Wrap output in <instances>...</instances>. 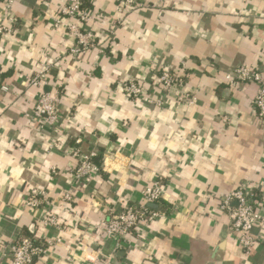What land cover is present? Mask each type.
<instances>
[{"label":"crops","instance_id":"crops-1","mask_svg":"<svg viewBox=\"0 0 264 264\" xmlns=\"http://www.w3.org/2000/svg\"><path fill=\"white\" fill-rule=\"evenodd\" d=\"M67 1L8 9L0 0V26L10 28L0 33V264L20 234L47 246L33 264H264V223L246 255L220 208L249 184L264 215V125L250 103L258 86L225 79L244 64L264 71V0H166L125 13L118 0H89L101 17L87 26L97 46L79 57L72 35L52 25ZM46 64V84L28 85ZM166 69L183 84L161 105L149 89L139 99L122 89L130 79L150 87ZM55 90L57 130L31 116L40 93ZM73 147L100 157L88 183L72 176ZM154 181L163 216L138 229L142 246L117 247L103 232L108 213L139 202ZM39 191L44 204L28 206ZM47 212L56 226L41 224Z\"/></svg>","mask_w":264,"mask_h":264},{"label":"built area","instance_id":"built-area-1","mask_svg":"<svg viewBox=\"0 0 264 264\" xmlns=\"http://www.w3.org/2000/svg\"><path fill=\"white\" fill-rule=\"evenodd\" d=\"M2 1L9 9L17 0ZM165 1L118 0L116 11L125 13L152 5H161ZM100 18V15L91 9H83L80 0H68L59 7L57 16L52 20V25L54 27L62 26L72 35L74 43L69 50V54L73 57H79L97 46L96 36L87 26ZM8 20L12 24L16 22L14 17L10 15ZM9 29L7 26L2 25L0 26V33ZM49 68L47 64L41 65L35 75L28 79L27 84L33 86L45 85ZM225 79L232 86L244 82L257 84L258 89L250 103L256 117L264 125V71L244 64L225 73ZM182 84L183 79L178 73L166 69L158 73L155 83L150 87L144 82L130 79L124 82L122 89L133 99L141 98L144 92L149 89L155 96L152 102L161 105L164 93L179 88ZM3 89L6 90V87H3ZM176 100L191 104L194 102V97L186 93H179ZM58 104L59 95L57 90L54 94L47 91L41 92L32 109V119L39 125H47L53 130H57ZM70 155L77 161L71 170L77 183H88L92 175L100 170V165L94 161L95 154H85L79 148L73 147ZM256 195L253 185L240 184L220 199V208L227 212L229 228L235 234L239 247L246 255L250 253L257 240L252 234V229L264 223V215L258 211ZM43 196V191L37 192V194L27 199V205L32 208L41 207L44 204ZM141 196V200L137 203H125L120 211H110L104 221L103 232L105 238L114 241L117 247H133L131 240H134L135 245L142 246V241L135 239L136 236L137 238L140 237L138 229L143 224L163 216L159 210L148 206L150 203L158 204L162 198V184L160 181H154L146 185L141 191ZM72 199L73 194L70 190L63 195L64 201H71ZM40 222L42 225H57L56 217L49 212L42 216ZM136 233L139 234L136 235ZM6 249L10 256L9 264H33L37 258L46 254L47 246L45 243L20 234L7 245Z\"/></svg>","mask_w":264,"mask_h":264},{"label":"trees","instance_id":"trees-1","mask_svg":"<svg viewBox=\"0 0 264 264\" xmlns=\"http://www.w3.org/2000/svg\"><path fill=\"white\" fill-rule=\"evenodd\" d=\"M80 1H81V7H82L83 9H91V4H90L89 0H80ZM94 161H95L96 163H99V162H100V157L95 156V157H94ZM159 202H160V201H159Z\"/></svg>","mask_w":264,"mask_h":264},{"label":"water","instance_id":"water-1","mask_svg":"<svg viewBox=\"0 0 264 264\" xmlns=\"http://www.w3.org/2000/svg\"><path fill=\"white\" fill-rule=\"evenodd\" d=\"M148 206H149L150 208H153V209L158 210V204L150 203V204H148Z\"/></svg>","mask_w":264,"mask_h":264}]
</instances>
